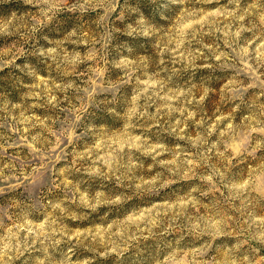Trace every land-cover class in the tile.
Segmentation results:
<instances>
[{
  "label": "rangeland",
  "instance_id": "1",
  "mask_svg": "<svg viewBox=\"0 0 264 264\" xmlns=\"http://www.w3.org/2000/svg\"><path fill=\"white\" fill-rule=\"evenodd\" d=\"M0 264H264V0H0Z\"/></svg>",
  "mask_w": 264,
  "mask_h": 264
}]
</instances>
